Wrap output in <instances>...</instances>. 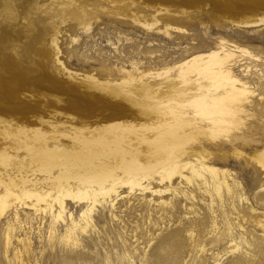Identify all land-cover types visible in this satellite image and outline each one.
I'll use <instances>...</instances> for the list:
<instances>
[{
  "label": "rangeland",
  "instance_id": "1",
  "mask_svg": "<svg viewBox=\"0 0 264 264\" xmlns=\"http://www.w3.org/2000/svg\"><path fill=\"white\" fill-rule=\"evenodd\" d=\"M255 1L0 0V157L9 156L0 159L1 182L33 176V146L80 147L59 132L95 137L98 126L130 123L135 133L119 142L142 153V134L155 128L132 100L144 91L165 99L181 90L183 74L207 82L183 71L192 55L229 53L227 64L250 95L236 120L215 124L214 140L207 113H185L205 128L188 148L208 150L206 163L230 174L231 191L223 185L222 200L214 199L215 229L210 196L193 187L192 198L172 193L155 169L150 186L161 191L127 190L111 207L96 206L98 220L77 232V243L61 238L64 224L50 234L46 212L18 205L0 213V264H264V166L254 157L264 150V21L243 23L264 16V0ZM149 159L138 156L159 160ZM83 207L67 205L75 214Z\"/></svg>",
  "mask_w": 264,
  "mask_h": 264
},
{
  "label": "bare ground",
  "instance_id": "2",
  "mask_svg": "<svg viewBox=\"0 0 264 264\" xmlns=\"http://www.w3.org/2000/svg\"><path fill=\"white\" fill-rule=\"evenodd\" d=\"M255 2L262 5L260 0ZM249 19L250 21L243 23L258 24L264 21V16ZM228 54L221 56L217 52H209L206 55L198 53L184 59L183 71L203 74L208 79H205L207 82L204 81V84L194 81L203 82L200 76L191 78L193 73L183 74L185 76L182 79L184 83L181 90L175 88L165 99L156 93L144 91L143 98L132 100L138 105L134 110L138 114H145V117L140 118L149 121L155 128L147 137L142 134L146 142L141 148L142 153L135 148L128 152L121 146L119 139L124 132L135 133L136 128L130 123L120 121L96 127L95 137L77 134L75 130L58 133V136L66 137L64 140L70 142L71 146L74 139L79 142L78 149L58 145L49 147L46 144L33 146L34 156H30V162L32 159L37 160L36 168L31 169L33 176L29 178L24 175L21 179L18 177V181L11 180L8 183L6 180L0 181V213L8 212L13 206L16 211L18 205L29 206L33 213L46 212L49 214V233L54 234L55 228L64 224V234L61 238L66 236L67 241L77 243V232L88 225L94 226L98 220V217L94 216L96 206L111 207L115 197L124 196L123 193L127 190L133 192L137 188L141 192L161 191L150 186L151 173L156 169V173L168 183L166 190L183 194L185 197H194L192 189L196 188L201 196L204 194L210 196L207 203L213 214L210 225L215 229L217 225L214 199L218 196V199L222 200L223 185L227 193L231 191L232 186L228 183L230 174L206 163L211 161L212 157L208 150L188 148L187 142H194L197 134L205 128L193 120L195 117L189 118L185 113L188 110L207 113L205 124L208 125L207 131L214 140L216 136L214 126L219 120H236L240 112L249 108L247 107L249 90L244 80L232 74L226 60ZM194 86L196 89L192 91ZM226 98L231 100H224ZM170 99L175 101L170 102ZM116 129L120 130V133ZM40 134L42 133L39 129L34 130L37 140L40 139ZM110 137L115 138V143H111ZM104 150L110 156L100 155ZM192 154L195 155L193 160L189 159ZM138 156H150L151 161L159 158L158 165L142 163ZM254 157L264 166V150ZM0 159L6 162L9 156H1ZM107 159H110L112 164H108ZM22 160H18L16 166L17 164L23 166ZM12 163L14 164V161L9 165ZM5 174L7 175L6 171ZM180 180L186 184L184 190L179 189ZM71 202H74L75 206L85 207L75 214L73 209L67 208ZM261 224L264 227V222ZM171 236L172 234L168 237ZM8 238L9 236L5 242ZM17 239L21 241V238ZM239 249L238 243L231 236L229 251Z\"/></svg>",
  "mask_w": 264,
  "mask_h": 264
}]
</instances>
